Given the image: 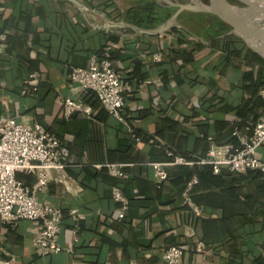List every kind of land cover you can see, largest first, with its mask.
<instances>
[{
	"label": "crops",
	"instance_id": "1",
	"mask_svg": "<svg viewBox=\"0 0 264 264\" xmlns=\"http://www.w3.org/2000/svg\"><path fill=\"white\" fill-rule=\"evenodd\" d=\"M79 1L84 9L69 0H0L6 36L0 41V122L39 123L59 140L57 154L66 164L62 173L47 171V184L36 193L62 211L63 250L40 256L33 245L38 222L9 226L0 219V263L166 264L163 253L172 244L184 247V264L239 263V250L249 252L247 264L254 251L264 256L261 177L225 167L207 174V164L165 166L167 178L156 188L150 165L167 161V150L196 161L209 137L237 144L233 127L246 132L263 116V56L212 14L183 10L162 33L147 34L106 26L129 22L112 12L104 18L89 1ZM100 48L125 85L122 120L70 79ZM67 97L89 103L91 113L64 117ZM257 152L264 158V147ZM106 164L123 174L112 175ZM193 166L201 172L194 193L200 215L180 196ZM16 176L37 188L35 174Z\"/></svg>",
	"mask_w": 264,
	"mask_h": 264
},
{
	"label": "built area",
	"instance_id": "2",
	"mask_svg": "<svg viewBox=\"0 0 264 264\" xmlns=\"http://www.w3.org/2000/svg\"><path fill=\"white\" fill-rule=\"evenodd\" d=\"M5 39V34L0 32V41ZM31 76L35 77V74ZM70 79L80 89L92 91L111 116L123 119L121 111L125 104V85L109 59L94 56L87 67H74ZM260 95L264 98V88L260 90ZM91 111V105L81 99L67 97L63 100V115L66 118L76 113L89 115ZM232 135L236 138L237 144L217 143L209 138V146L204 157L196 161L173 155L169 151L170 157L167 161L150 163L156 185L159 186L167 178L165 166L194 163L210 165L213 173H218L225 167L240 173L256 171L264 177V158L259 157L257 152L258 148L264 147V112L262 119L254 127L247 129L246 132L236 127ZM58 148L59 140L39 123H34L29 128L14 117L0 122V219L4 224H14L19 220L38 222L33 245L40 256L63 250L58 242L62 211L36 198L37 191L47 184V171L56 170L62 173L66 167L57 154ZM105 166L112 175L123 174L118 165ZM22 170L37 176V188H31L17 178V173ZM196 182V176L187 182L183 200L195 215H200L201 209L190 197L191 189ZM114 198L126 204L120 193L115 192ZM124 209L125 205L119 211L120 218L124 216ZM200 246L202 245L199 244L198 248ZM163 257L166 264H184V247L180 244L169 245Z\"/></svg>",
	"mask_w": 264,
	"mask_h": 264
},
{
	"label": "water",
	"instance_id": "3",
	"mask_svg": "<svg viewBox=\"0 0 264 264\" xmlns=\"http://www.w3.org/2000/svg\"><path fill=\"white\" fill-rule=\"evenodd\" d=\"M74 5L83 8L79 0H69ZM176 10L168 20L154 29L146 30L124 22L112 23L106 26L128 27L147 34H159L168 29L183 10L203 12L215 15L230 27V32L239 36L248 47L257 51L264 58V0H237L241 5L228 0H189L188 3H178L166 0ZM105 18V17H104ZM6 264V263H0Z\"/></svg>",
	"mask_w": 264,
	"mask_h": 264
},
{
	"label": "rangeland",
	"instance_id": "4",
	"mask_svg": "<svg viewBox=\"0 0 264 264\" xmlns=\"http://www.w3.org/2000/svg\"><path fill=\"white\" fill-rule=\"evenodd\" d=\"M88 2V6L110 19L111 12L117 16V21L139 22L151 27L160 25L170 18L175 7L167 5L165 0H82ZM172 1V0H171ZM182 1V0H180ZM207 2V0H204ZM233 4L241 5L237 0H228ZM86 2V3H87ZM173 2V1H172ZM183 2V1H182ZM136 25V24H135ZM225 27V26H224ZM227 28V27H226ZM223 30V29H222ZM227 30V29H226Z\"/></svg>",
	"mask_w": 264,
	"mask_h": 264
},
{
	"label": "trees",
	"instance_id": "5",
	"mask_svg": "<svg viewBox=\"0 0 264 264\" xmlns=\"http://www.w3.org/2000/svg\"><path fill=\"white\" fill-rule=\"evenodd\" d=\"M116 18H117V16H116ZM131 22H133L134 24H136V25H144V26H149V25H145V24H141V23H139V22H134V21H131ZM155 26H158V25H155ZM155 26H153V27H155ZM149 27H151V26H149ZM232 37H229V36H227V37H225L224 38V41H225V43H226V48H225V46H224V51H228V46L230 45V39H231ZM97 55H99L100 57H104V58H107V59H109V57L107 56V55H105L104 53H102V48H100L99 49V51H98V54ZM86 91H88V95H91V97H92V99L94 98L95 100H96V102L98 101L97 100V98L95 97V94L92 92V91H90V90H86ZM125 95V94H124ZM125 97V96H124ZM91 99V98H90ZM125 100H126V97H125ZM89 102V101H88ZM99 102V101H98ZM89 104V103H88ZM238 128V125H236V126H234L233 127V129L234 128ZM239 129V128H238ZM233 131V130H232ZM136 135V134H135ZM231 135H232V133H231ZM233 136V135H232ZM137 138V137H136ZM208 138V137H207ZM209 138H211V139H213L215 142H217V143H220V142H218V140L216 141L213 137H209ZM208 138V139H209ZM235 137L233 136L232 137V139H234ZM228 142H230V141H228ZM167 150V149H166ZM170 150H167L166 151V154H167V156L168 157H170L169 156V154H168V152H169ZM170 152H172V151H170ZM173 154V153H172ZM174 155V154H173ZM185 169H188V168H185ZM203 171H206V173L207 174H209V173H213V171H212V167L211 166H209V165H205V167H203ZM220 173V171L218 172V173H214V174H219ZM245 173H248L249 175H251V176H253V177H258V178H262L263 180H264V177L259 173V172H256V171H247V172H245ZM193 176H196V178H197V182H196V184H194L193 185V187H192V189H191V192H190V197H191V199L193 200V202L195 203V201H194V193H195V190H196V188H197V186H198V184L200 183V180H201V172H200V168H199V166H193V167H191L189 170H188V173L186 174V177H185V181H184V184H183V186H182V190L180 191V196L182 197V199H183V192H184V190H185V187H186V185H187V182L193 177ZM154 185H155V187L156 188H161L162 187V183H160L159 184V186H157L156 185V183H155V181H154ZM196 204V203H195ZM197 205V204H196ZM198 220H200L201 219V217H198L197 218ZM6 225H9V226H13L14 224H6ZM248 254H249V252H245V251H238V259H239V263H237V262H234V261H231L229 264H247V263H245V258H246V256H248ZM252 256H253V260H250V263L249 264H264V256H263V254H262V252H261V250L260 251H258V253L257 252H253L252 253Z\"/></svg>",
	"mask_w": 264,
	"mask_h": 264
},
{
	"label": "flooded vegetation",
	"instance_id": "6",
	"mask_svg": "<svg viewBox=\"0 0 264 264\" xmlns=\"http://www.w3.org/2000/svg\"><path fill=\"white\" fill-rule=\"evenodd\" d=\"M171 1V0H170ZM173 2H178V3H182V1H183V3H185V2H189V0H182V1H180V0H172ZM204 1V0H203ZM164 2H166L167 3V5H170V3L168 2V1H164Z\"/></svg>",
	"mask_w": 264,
	"mask_h": 264
}]
</instances>
